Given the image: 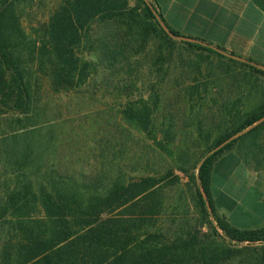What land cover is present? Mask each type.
<instances>
[{
	"label": "trees",
	"instance_id": "1",
	"mask_svg": "<svg viewBox=\"0 0 264 264\" xmlns=\"http://www.w3.org/2000/svg\"><path fill=\"white\" fill-rule=\"evenodd\" d=\"M154 9L0 0V264H264L211 191L228 152L264 168V69Z\"/></svg>",
	"mask_w": 264,
	"mask_h": 264
},
{
	"label": "crops",
	"instance_id": "2",
	"mask_svg": "<svg viewBox=\"0 0 264 264\" xmlns=\"http://www.w3.org/2000/svg\"><path fill=\"white\" fill-rule=\"evenodd\" d=\"M167 26L264 66V10L253 0H151ZM219 214L241 229L264 226V168L236 152L216 160L211 184Z\"/></svg>",
	"mask_w": 264,
	"mask_h": 264
},
{
	"label": "water",
	"instance_id": "3",
	"mask_svg": "<svg viewBox=\"0 0 264 264\" xmlns=\"http://www.w3.org/2000/svg\"><path fill=\"white\" fill-rule=\"evenodd\" d=\"M150 5L152 6L151 3H150ZM154 11H155V13L157 14L158 19L160 20L161 25L165 28V30L168 32V34H169L170 36H172L173 38H176V39H179V40H186V41H191V42H197V43H201V44H204V45H209V46H211V45L208 44L207 42H204V41L199 40V39H197V38L187 37V36H183V35H180V36H179V35H176V34L173 33V31L167 26V24L164 22V20H163V19L161 18V16L158 14L157 10L154 9ZM211 47H213V48H215V49H217V50H219V51H221V52H223V53H225V54H227V55H229V56H232V57H234V58H238L239 60H242V61H249L248 59L243 58V57H241V56H236V55H233V54L227 53V52H225L224 50H222L221 48H218V47H215V46H211ZM249 62H251V61H249ZM252 63L264 69V66H263V65L258 64V63H255V62H252ZM262 121H264V117H262L261 119H259L254 125H257V124L261 123ZM254 125H253V126H254ZM251 127H252V126H251ZM251 127L245 129L244 131H242V132H240V133H237V134L233 135L231 138H229L228 140H226L225 142H223L221 145H219L214 151H216L217 149H219V148H221L222 146H224L227 142H229V141L232 140L233 138H235V137L241 135L242 133H244L245 131L249 130ZM206 157H207V156H206ZM206 157H205V158H206ZM205 158L201 161V164L204 162ZM201 191H202V193H203V195H204V198H205V200H206V203H207V206H208L209 210L212 212V206H211V203H210V201H209V199H208V196H207V194H206V192H205V190H204L203 187H201Z\"/></svg>",
	"mask_w": 264,
	"mask_h": 264
}]
</instances>
